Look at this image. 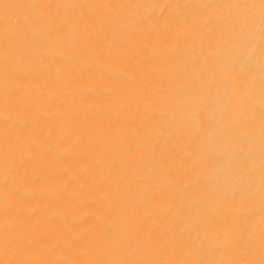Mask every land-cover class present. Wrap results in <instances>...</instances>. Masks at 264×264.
I'll use <instances>...</instances> for the list:
<instances>
[{"label":"bare ground","instance_id":"6f19581e","mask_svg":"<svg viewBox=\"0 0 264 264\" xmlns=\"http://www.w3.org/2000/svg\"><path fill=\"white\" fill-rule=\"evenodd\" d=\"M0 264H264V0H0Z\"/></svg>","mask_w":264,"mask_h":264}]
</instances>
